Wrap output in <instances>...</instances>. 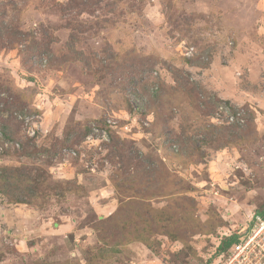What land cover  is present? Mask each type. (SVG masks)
Listing matches in <instances>:
<instances>
[{
  "label": "rangeland",
  "instance_id": "rangeland-1",
  "mask_svg": "<svg viewBox=\"0 0 264 264\" xmlns=\"http://www.w3.org/2000/svg\"><path fill=\"white\" fill-rule=\"evenodd\" d=\"M0 28L53 39L0 40V264H224L264 212V0H0Z\"/></svg>",
  "mask_w": 264,
  "mask_h": 264
},
{
  "label": "trees",
  "instance_id": "trees-1",
  "mask_svg": "<svg viewBox=\"0 0 264 264\" xmlns=\"http://www.w3.org/2000/svg\"><path fill=\"white\" fill-rule=\"evenodd\" d=\"M9 31L7 29H3L0 28V40H2L4 37L7 38H11L10 40L12 41V43L9 46H15L16 44L19 43H25L26 44V50H28L29 52L35 53L34 55H45L47 53L48 50V45L53 41V39L49 38V37H40L38 40L35 38V36H33V33H19L18 32V37L15 38V36H11V33H8ZM14 34V33H12ZM72 50V48H71ZM6 92V94L8 95V97L11 99V102H5L3 108L0 110V113L5 111L6 108H9L11 106V109H13V111H10V113L12 112H19L20 114H24V102L22 100H20L19 98H17V96L10 92V90H4ZM14 106V107H12ZM12 119V118H11ZM15 172H17V170H15ZM3 180V181H2ZM11 172H2V175L0 176V181L4 182L3 185L1 186V189H5L8 185L9 182L11 183ZM14 180L17 179L14 177ZM3 189V190H4ZM3 194H6V192L3 191ZM8 194V193H7ZM8 196V195H7ZM17 202V201H15ZM259 216L264 218V212H260L258 214ZM237 242V236L236 235H231L229 237H226V239L223 242V245L221 247L222 252H227V250ZM224 250V251H223ZM224 253V254H225Z\"/></svg>",
  "mask_w": 264,
  "mask_h": 264
},
{
  "label": "built area",
  "instance_id": "built-area-1",
  "mask_svg": "<svg viewBox=\"0 0 264 264\" xmlns=\"http://www.w3.org/2000/svg\"><path fill=\"white\" fill-rule=\"evenodd\" d=\"M223 255L224 264H264V219L256 216L253 224L237 234V242Z\"/></svg>",
  "mask_w": 264,
  "mask_h": 264
}]
</instances>
